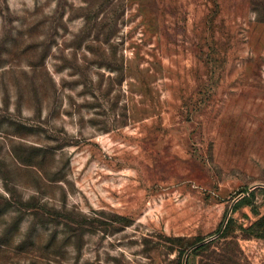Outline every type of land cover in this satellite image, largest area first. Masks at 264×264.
I'll return each mask as SVG.
<instances>
[{"label":"rangeland","instance_id":"374dc122","mask_svg":"<svg viewBox=\"0 0 264 264\" xmlns=\"http://www.w3.org/2000/svg\"><path fill=\"white\" fill-rule=\"evenodd\" d=\"M262 5L0 0V264H264Z\"/></svg>","mask_w":264,"mask_h":264},{"label":"trees","instance_id":"16d2710c","mask_svg":"<svg viewBox=\"0 0 264 264\" xmlns=\"http://www.w3.org/2000/svg\"><path fill=\"white\" fill-rule=\"evenodd\" d=\"M254 9L257 12L260 11L259 10L260 8H258V6H255ZM261 9H264L263 5H262ZM253 197H254V191L253 190H251V191H248L247 189L243 190L242 194H241V197L235 202V204L232 207L231 212H235L238 209V207H240V206H250L252 211H253V213L258 215V217L247 226L246 230L249 231L254 236L264 239V213L259 214V212L257 211L255 205L252 202V198ZM18 205L19 206L17 207V209L19 211H21V210L22 211L29 210L31 212V214H35L34 211H38V209H41V207L39 205H37L35 203H32L29 200L21 202ZM231 223H232V219L229 218L227 220V222H226V229H225V231L222 232V234H225L227 232V230L229 228V225ZM202 246L203 245L200 244V245L194 247L193 249H195V250L197 249L198 250ZM187 260H188V254H187L186 258H185L184 264L187 263ZM176 264H181V262L178 261Z\"/></svg>","mask_w":264,"mask_h":264},{"label":"water","instance_id":"95a60500","mask_svg":"<svg viewBox=\"0 0 264 264\" xmlns=\"http://www.w3.org/2000/svg\"><path fill=\"white\" fill-rule=\"evenodd\" d=\"M231 207H232V206H231ZM231 207H230V210H231ZM230 210H229V211H230ZM228 215H229V213H228ZM228 215H227V217H226V219H225V221H224V224H225L226 221H227ZM224 224H223V226H224ZM223 226H222V227H223ZM203 242H204V241H202V242H200V243H198V244H195L194 246H191V247L185 252V254H184V256H183V260H182L183 264H184V262H185V258H186V256H187L188 252H189L191 249H193L194 247L198 246L199 244H201V243H203Z\"/></svg>","mask_w":264,"mask_h":264}]
</instances>
